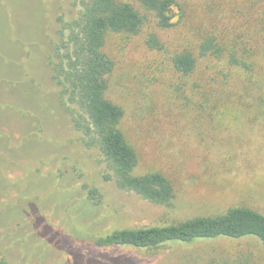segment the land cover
<instances>
[{"label": "rangeland", "instance_id": "374dc122", "mask_svg": "<svg viewBox=\"0 0 264 264\" xmlns=\"http://www.w3.org/2000/svg\"><path fill=\"white\" fill-rule=\"evenodd\" d=\"M148 20L136 35L109 34L115 67L107 97L138 155L137 175L161 172L175 189L159 205L117 187L101 150L73 123L52 60L80 0H0V258L10 264H264L256 236L157 248H99L114 230L216 216L232 207L264 212V0H175L173 25ZM157 37L162 48L148 39ZM209 35L244 52L200 57ZM232 45H235L233 48ZM191 51L184 75L173 58ZM90 190L97 191L92 198Z\"/></svg>", "mask_w": 264, "mask_h": 264}, {"label": "trees", "instance_id": "16d2710c", "mask_svg": "<svg viewBox=\"0 0 264 264\" xmlns=\"http://www.w3.org/2000/svg\"><path fill=\"white\" fill-rule=\"evenodd\" d=\"M139 2L155 14L161 28L173 25L170 12L175 0ZM80 5L78 16L62 25L55 60H52L53 79L60 87V95L75 105L72 111L75 128L85 136L87 145L101 150L117 187L135 192L155 204L170 205L175 198V189L167 176L161 172L135 173L138 155L120 128L124 110L106 95L108 78L115 67L113 58L105 50L108 35H136L148 17L126 1L80 0ZM148 42L152 47H163L155 35H151ZM227 45L217 36L209 35L200 44L199 56H226L230 65L249 70L251 64L244 58V52H237L238 46L232 49ZM173 62L177 71L189 75L195 70L198 58L191 51H183L174 56ZM90 194L94 199L97 191L90 190ZM247 236H256L264 244V212L232 207L216 216L117 229L96 237L93 245L99 248H157L171 242L192 243L199 239ZM0 264L10 263L0 258Z\"/></svg>", "mask_w": 264, "mask_h": 264}]
</instances>
